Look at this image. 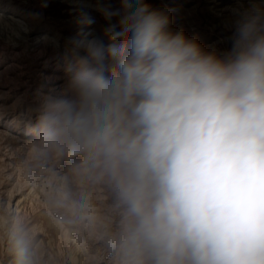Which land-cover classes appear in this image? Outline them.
Segmentation results:
<instances>
[{
  "label": "clouds",
  "instance_id": "1",
  "mask_svg": "<svg viewBox=\"0 0 264 264\" xmlns=\"http://www.w3.org/2000/svg\"><path fill=\"white\" fill-rule=\"evenodd\" d=\"M117 3L98 8L109 43L71 41L75 70L41 107L35 159L111 188L118 264H264V9L241 15L221 55L145 0ZM74 204L91 219L87 195ZM9 240L14 264H39L22 222Z\"/></svg>",
  "mask_w": 264,
  "mask_h": 264
},
{
  "label": "rangeland",
  "instance_id": "2",
  "mask_svg": "<svg viewBox=\"0 0 264 264\" xmlns=\"http://www.w3.org/2000/svg\"><path fill=\"white\" fill-rule=\"evenodd\" d=\"M62 1H84L80 17L63 18V10L48 8L45 0H0V8L11 9L6 16L19 20L0 24V264H14L9 233L17 222H22L32 237L39 264H101L109 239L120 227L121 210L107 184L74 174L69 161L39 162L33 153L19 150L26 139L32 135L35 139V124L45 99L57 96L48 90L42 71L57 64V77L65 87L75 70L71 41L94 28L97 37L109 43L104 34L107 22L103 16L98 19L103 2ZM215 1L145 0L152 8L169 13L172 30L184 28L205 50L222 55L231 48L235 22L247 10L264 9V0L245 1V5ZM109 2L118 7L117 0ZM41 181L44 185L28 194ZM48 195L54 197L46 199ZM83 195L90 198L91 219L82 218L75 207L74 202ZM20 199L23 201L15 209ZM60 222L69 238L58 226ZM100 234H106L104 243L97 239Z\"/></svg>",
  "mask_w": 264,
  "mask_h": 264
},
{
  "label": "bare ground",
  "instance_id": "3",
  "mask_svg": "<svg viewBox=\"0 0 264 264\" xmlns=\"http://www.w3.org/2000/svg\"><path fill=\"white\" fill-rule=\"evenodd\" d=\"M46 2V6L48 7V8H53V7H55V8H61L63 11H62V15H61V17H63V18H69V19H73V20H76V19H78L79 17H80V15H81V13H82V11H83V3H84V1L83 2H77V1H71V3H67L66 1H62L61 2V0H45ZM60 1V3H56V2H59ZM94 1H96V0H94ZM99 2H104V0H98ZM97 1V2H98ZM217 1H220L221 3H223V4H231V5H233L234 3H240L239 5H245V1H250V0H216L214 3H216ZM11 10V9H10ZM7 7H1L0 8V24L2 23L3 24V26H6V25H8V24H12V23H19V20H17V19H15L14 17L15 16H11V15H9V16H6V12L7 11H10ZM9 13V12H8ZM98 13H99V15L100 16H98V19L99 18H101L102 17V14L98 11ZM9 14H14L15 15V12H10ZM58 15V14H57ZM183 29V31H184V33L186 34L187 32H186V30L184 29V28H182ZM86 33H91L93 36H96L97 37V33H96V31H95V29L94 28H92V29H88L87 31H86ZM44 37V36H43ZM43 37L41 38V39H43ZM40 39V40H41ZM45 39V38H44ZM38 42H36V44H37ZM45 62L47 61V60H44ZM11 65V64H10ZM53 68H51V69H44L43 71H42V76L45 78V80L47 81V83H48V90L49 91H51V93H55L56 95H58L63 89H64V85H63V83H61L62 82V80L61 79H59V77H57V74H56V71L57 70H59L58 69V66H57V64H54L53 63ZM38 76V75H37ZM53 81H55V82H53ZM35 94V93H34ZM50 94V93H49ZM42 102V101H41ZM32 134H30V135H27L26 134V137H29V136H31ZM34 136L32 135V137H30V138H28V139H26V142L23 144L24 145V147H22V148H20L19 150L21 151V152H24V151H26V153H27V151H28V153H33L32 151H31V148H32V144L30 143L31 141H33L34 139H32ZM8 145V144H7ZM19 147V146H18ZM2 149V148H1ZM7 156H8V154H7ZM30 156V155H29ZM4 164V163H3ZM51 179V178H50ZM49 179V180H50ZM53 179V178H52ZM52 179H51V181H52ZM58 181V180H57ZM42 182L43 181H41V182H39L38 184H34V189H30V191L28 192V194L29 193H32V192H35L36 191V189H37V187H40L39 185H41L42 184ZM42 185H44V184H42ZM97 187V186H96ZM48 188V187H47ZM50 189V188H49ZM49 191V190H48ZM54 191V190H53ZM49 194H51V192H48ZM24 197V196H23ZM51 197H54V196H51V195H48V196H46V199L47 198H51ZM10 198V197H9ZM22 201H23V199L21 200H17L16 201V203H15V209H17V208H19V206L21 205V203H22ZM25 201V200H24ZM10 202V201H9ZM8 202V204H10ZM9 209V208H8ZM48 214L50 215V213L48 212ZM57 222H59V221H57ZM62 222H60V224L58 225L59 227H60V229H62V232L64 233V235L66 236V238H69L70 237V235H69V232H67L66 230H64V226H62V224H61ZM73 231V230H72ZM97 236V235H96ZM95 236V237H96ZM105 238H106V234H100L99 235V237L97 238L98 240H99V243H104V241H105ZM76 245V244H75ZM107 245V244H106ZM105 246V245H104ZM100 247V246H99ZM98 257V256H97ZM102 261H101V264H111L112 262H114V261H116V259H117V255H116V253L114 252V250L109 246L105 251H104V253H102Z\"/></svg>",
  "mask_w": 264,
  "mask_h": 264
}]
</instances>
